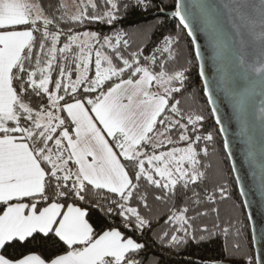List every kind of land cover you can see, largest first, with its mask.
Returning <instances> with one entry per match:
<instances>
[{
	"label": "snow or ice",
	"instance_id": "6c2138e0",
	"mask_svg": "<svg viewBox=\"0 0 264 264\" xmlns=\"http://www.w3.org/2000/svg\"><path fill=\"white\" fill-rule=\"evenodd\" d=\"M160 2L77 0L69 12L60 0H0V264H161L145 255L146 234L179 249L197 232L233 237L218 264H264V251L242 245L239 219L220 215L247 193L216 98L232 103L264 192L254 138L255 120L264 133V0ZM152 8L151 23L118 27L130 9ZM161 14L177 31L153 41Z\"/></svg>",
	"mask_w": 264,
	"mask_h": 264
},
{
	"label": "trees",
	"instance_id": "16d2710c",
	"mask_svg": "<svg viewBox=\"0 0 264 264\" xmlns=\"http://www.w3.org/2000/svg\"><path fill=\"white\" fill-rule=\"evenodd\" d=\"M41 2V0H37ZM46 2V0H44ZM169 0H164V3H168ZM60 3L64 4V0H60ZM157 6H162L160 0H155ZM66 6V5H65ZM67 8V7H66ZM68 10V8H67ZM168 11V9H165ZM157 14V8H152L150 11H142L138 9H130L122 23L118 27H122L129 31L135 29L136 27L142 26L147 23L152 22V17ZM160 19L164 21L163 27L158 29L152 40L156 41L161 38V33H174L176 29V21L172 20L169 17L160 16ZM90 30H98L103 34H108L110 32V27L106 25L94 24L89 26ZM134 40L138 43L141 37H133ZM182 46L185 43V40H182ZM192 87L199 89L201 87V81L196 77L195 73L192 76ZM201 104L204 102V98L201 96ZM214 120L211 118L206 122V127L211 130L214 127ZM219 139V137H218ZM234 192H238V186L233 189ZM242 198L240 197L237 204H241ZM220 215L222 219H228L229 216L237 217L240 221V228L243 234L241 239L242 245L245 247H250V250L255 254L251 228L245 207L233 209L232 201H227L221 203ZM214 217L206 218L203 223L208 224L209 227L212 225ZM90 222L93 223L94 227L97 230L103 226V212L99 209H93L90 211ZM198 222V226H199ZM197 239L195 241L189 242L186 246H183L179 249H165L159 247L156 243L153 242L152 238L149 235H145L142 242H146L147 248L145 255L152 257L156 256L160 258L161 264H203L205 262H219L221 259H225V244H231L233 237H229L226 241L223 234L213 235L209 239L201 241L199 239L200 233L197 232ZM35 245L29 244L26 248H35ZM26 248H17L15 250L9 249L8 252L10 255L18 254L20 252L26 251Z\"/></svg>",
	"mask_w": 264,
	"mask_h": 264
},
{
	"label": "water",
	"instance_id": "95a60500",
	"mask_svg": "<svg viewBox=\"0 0 264 264\" xmlns=\"http://www.w3.org/2000/svg\"><path fill=\"white\" fill-rule=\"evenodd\" d=\"M167 17L174 20L170 14ZM197 34L201 48L205 51L206 58H209L207 70L209 72V78L211 79L216 75V69L210 59L211 49L209 47L208 37L201 31H198ZM216 98L217 106L220 108V114L225 121L228 136L233 142V151L236 156L237 165L240 168V176L244 181V190L247 193V196L241 198L242 201H247V204L244 205V207L251 228L253 247L255 254H259L264 251V192H262L259 188V168L250 167L248 162L245 160L244 153L246 144L241 139L240 123L234 113L232 103L222 92L219 91L216 94ZM259 106L260 99L257 98L255 100V108L253 109L256 113L259 111ZM254 138L257 159L259 160L260 153L264 150V133L261 132L259 120H255L254 122ZM203 264H218V262H205Z\"/></svg>",
	"mask_w": 264,
	"mask_h": 264
},
{
	"label": "rangeland",
	"instance_id": "374dc122",
	"mask_svg": "<svg viewBox=\"0 0 264 264\" xmlns=\"http://www.w3.org/2000/svg\"><path fill=\"white\" fill-rule=\"evenodd\" d=\"M64 3L66 5V7L68 8L69 12L75 11V6L77 3V0H64Z\"/></svg>",
	"mask_w": 264,
	"mask_h": 264
}]
</instances>
